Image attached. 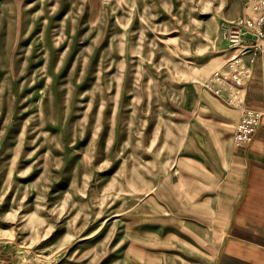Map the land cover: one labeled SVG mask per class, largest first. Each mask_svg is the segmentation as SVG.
Returning a JSON list of instances; mask_svg holds the SVG:
<instances>
[{
    "label": "rangeland",
    "instance_id": "1",
    "mask_svg": "<svg viewBox=\"0 0 264 264\" xmlns=\"http://www.w3.org/2000/svg\"><path fill=\"white\" fill-rule=\"evenodd\" d=\"M246 4L0 0V264L210 262L242 161L205 85Z\"/></svg>",
    "mask_w": 264,
    "mask_h": 264
},
{
    "label": "crops",
    "instance_id": "2",
    "mask_svg": "<svg viewBox=\"0 0 264 264\" xmlns=\"http://www.w3.org/2000/svg\"><path fill=\"white\" fill-rule=\"evenodd\" d=\"M236 17V14L225 13L224 18L233 20ZM220 55L222 60L219 63H222L226 54ZM220 101L229 108L226 103ZM246 104L251 108L264 110V74L258 66L249 82ZM230 109L232 111L225 110L226 123L233 127L235 122L228 121L232 120L231 116L238 115V123L241 112ZM236 125L233 128H236ZM234 132L235 129L230 131V146L242 161V174L237 180L238 189L231 200L232 205L223 236L215 249L216 253L208 260L210 262L206 263L264 264V126L259 128L252 142L244 148L235 146Z\"/></svg>",
    "mask_w": 264,
    "mask_h": 264
},
{
    "label": "built area",
    "instance_id": "3",
    "mask_svg": "<svg viewBox=\"0 0 264 264\" xmlns=\"http://www.w3.org/2000/svg\"><path fill=\"white\" fill-rule=\"evenodd\" d=\"M221 31L228 53L222 65L210 73L205 87L227 105L240 109L233 139L236 147L244 148L264 126V110L246 104L255 68L264 74V0H247L244 14L224 21Z\"/></svg>",
    "mask_w": 264,
    "mask_h": 264
}]
</instances>
